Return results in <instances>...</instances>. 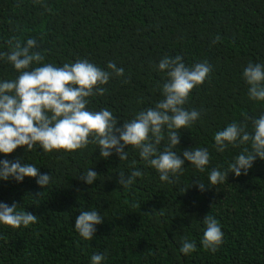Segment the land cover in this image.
<instances>
[{
    "label": "trees",
    "instance_id": "obj_1",
    "mask_svg": "<svg viewBox=\"0 0 264 264\" xmlns=\"http://www.w3.org/2000/svg\"><path fill=\"white\" fill-rule=\"evenodd\" d=\"M217 35L221 40L212 43ZM13 36L35 38L45 63L62 66L86 58L102 68L109 61L123 67L125 77L113 78L90 105L108 107L118 127L161 99L164 77L154 65L162 57L182 55L189 65L207 60L213 72L187 105L201 110L202 117L181 130L178 149L207 147L210 167L226 171L240 151L216 152L213 133L264 112V105L248 99L242 79L250 60L264 62V0H0V51H8ZM16 75L0 61V78ZM3 159L33 163L54 179L47 189L31 177L22 183L0 180V202L38 217L28 228L0 226V264H90L93 253L105 251V264H264V160L259 157L246 175L229 172L217 187L190 162L175 183H162L135 151L127 161L115 152L104 159L94 145L83 154L20 147L0 154ZM133 161L145 175L124 189L120 172L127 176ZM89 168L98 176L92 185L80 177ZM81 210L103 217L92 241L75 230ZM208 214L224 233L225 243L215 253L199 244ZM185 236L198 246L187 257L179 253Z\"/></svg>",
    "mask_w": 264,
    "mask_h": 264
},
{
    "label": "clouds",
    "instance_id": "obj_2",
    "mask_svg": "<svg viewBox=\"0 0 264 264\" xmlns=\"http://www.w3.org/2000/svg\"><path fill=\"white\" fill-rule=\"evenodd\" d=\"M220 40L217 35L212 43ZM7 44L8 51H0V61L11 65L17 75L12 79L0 78V154H11L20 147H25L28 152L40 149L43 153L83 154L94 145L104 159L115 152L121 161H127L130 151H135L146 166L158 173L162 183H175L187 170V161L191 168L206 172V183L214 187L223 184L229 172L237 177L246 175L257 157L264 160V112L255 118L248 117L244 122L233 120L213 133L216 152L240 149L226 171L210 167L212 155L207 147L178 149L181 130L191 129L202 117L201 110L187 105L193 91L203 86L213 72L207 60L189 65L182 55L162 57L154 65L155 71L164 77L158 89L161 99L135 112L118 127L117 115L108 107L95 110L90 105L93 97L103 96L108 91L106 86L113 78L125 77L123 67L109 61L102 68L86 58L57 66L44 62L35 38L21 41L13 36ZM242 79L247 86L248 99L264 105V62L250 60L243 68ZM122 82L130 81L123 79ZM126 147L128 151H125ZM144 175L133 161L127 176L120 172L119 183L128 189ZM25 177L36 178L37 184L45 189L54 179L41 173L40 167L33 163L0 160V180L12 178L22 183ZM80 177L88 185L98 178L91 168ZM198 187L204 191L205 183ZM21 209L15 203L0 202V226L16 230L38 222L36 215ZM201 222L199 244L206 251L215 253L225 243L221 225L210 214ZM102 223L103 217L98 211L81 210L75 230L82 240L92 241L96 226ZM197 251L195 240L185 236L180 241L179 253L184 256ZM107 258L106 251L95 252L90 257V264H105Z\"/></svg>",
    "mask_w": 264,
    "mask_h": 264
}]
</instances>
